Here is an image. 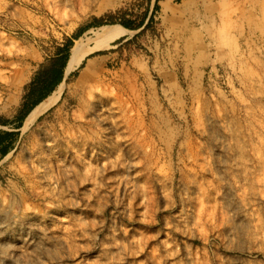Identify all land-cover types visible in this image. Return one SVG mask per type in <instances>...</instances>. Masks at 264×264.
<instances>
[{
    "label": "rangeland",
    "instance_id": "obj_1",
    "mask_svg": "<svg viewBox=\"0 0 264 264\" xmlns=\"http://www.w3.org/2000/svg\"><path fill=\"white\" fill-rule=\"evenodd\" d=\"M99 21L0 161V264H264V0H0V130Z\"/></svg>",
    "mask_w": 264,
    "mask_h": 264
},
{
    "label": "bare ground",
    "instance_id": "obj_2",
    "mask_svg": "<svg viewBox=\"0 0 264 264\" xmlns=\"http://www.w3.org/2000/svg\"><path fill=\"white\" fill-rule=\"evenodd\" d=\"M129 33L130 30L122 25H105L99 29L94 37L84 36L76 40L75 44L72 45L73 47L71 49L70 58L65 69L66 78L91 54L111 48L112 44L117 39L125 37ZM65 87L66 82L60 84L52 94H50L29 113L22 128L23 132L30 130L44 113L58 103Z\"/></svg>",
    "mask_w": 264,
    "mask_h": 264
},
{
    "label": "trees",
    "instance_id": "obj_3",
    "mask_svg": "<svg viewBox=\"0 0 264 264\" xmlns=\"http://www.w3.org/2000/svg\"><path fill=\"white\" fill-rule=\"evenodd\" d=\"M160 0H158L159 2ZM120 25L124 26L125 28L129 29V30H135L134 28H132V26H130L127 23H119ZM105 25H114L113 23H104V22H97L95 24V27H102ZM73 45V41L70 40L64 47L59 48L58 52H57V56L56 58L53 60V62L51 63V65L48 68L42 69L41 71H39L37 73V75L35 76V78L33 79V81L30 84V93L33 92V89H35V87H47L49 88V92L46 96H44L41 100H36L34 101L32 107L28 110V112L26 113V116L29 115V113L38 105L40 104L44 99H46L50 94H52L55 89L62 83L64 75H65V69L67 67L68 64V60L70 58V51ZM26 117L24 118H19L18 123H17V129H21L23 127V123ZM18 133V132H17ZM10 134H5V137L3 139H0V144L3 141H7L10 136ZM11 146H7V148L2 149L3 152V157L0 159L3 160L11 151L10 148ZM13 149V148H12Z\"/></svg>",
    "mask_w": 264,
    "mask_h": 264
},
{
    "label": "crops",
    "instance_id": "obj_4",
    "mask_svg": "<svg viewBox=\"0 0 264 264\" xmlns=\"http://www.w3.org/2000/svg\"><path fill=\"white\" fill-rule=\"evenodd\" d=\"M18 120H19V117L17 118L16 122H14V123H12L11 121L6 122L3 125V127H4L3 130H0V139H3L5 137V134H10L9 135L10 138L7 141H3L0 144V159L3 157L2 149L7 148V146H11V147H9L10 148V151H11L12 148H14V146L16 144V138L18 136V133L17 132L19 131V129L16 128L17 127Z\"/></svg>",
    "mask_w": 264,
    "mask_h": 264
},
{
    "label": "water",
    "instance_id": "obj_5",
    "mask_svg": "<svg viewBox=\"0 0 264 264\" xmlns=\"http://www.w3.org/2000/svg\"><path fill=\"white\" fill-rule=\"evenodd\" d=\"M65 80H66V72H65V76H64V78H63V81H62V83H64L65 82ZM61 83V84H62Z\"/></svg>",
    "mask_w": 264,
    "mask_h": 264
}]
</instances>
